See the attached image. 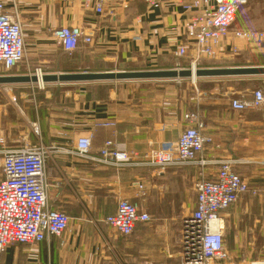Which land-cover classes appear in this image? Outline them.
Wrapping results in <instances>:
<instances>
[{
  "label": "crops",
  "instance_id": "obj_1",
  "mask_svg": "<svg viewBox=\"0 0 264 264\" xmlns=\"http://www.w3.org/2000/svg\"><path fill=\"white\" fill-rule=\"evenodd\" d=\"M183 1L187 0H163L155 9L145 0H107L105 12L97 15L83 0H5L8 9L16 3L21 12L27 57L26 63L3 73L29 75L37 66L45 74L172 68L173 53L185 42L180 27L173 29L186 16ZM66 25L80 26L93 42L83 43L73 53L64 52L53 33ZM252 52L243 45L236 55L240 58ZM232 58L228 52L220 53L210 66L264 65L228 64ZM149 82H50L34 90L28 83L0 84V137L5 140L0 149L3 145L21 146L23 139L56 146L46 159L50 203L71 216L70 233L37 244H10L0 254V264H181L180 221L195 205L199 168H118L73 153L77 138L85 135L92 137V155H100L107 139L140 153L153 142L176 139L191 103L183 107L181 90H173L174 101L167 104L165 93L160 95ZM236 93L232 92L234 97ZM201 95L194 94L191 99L197 105L209 99L208 104H200L201 110H195L204 116L206 132L212 137L205 157L213 162L241 159L238 172L253 188L264 191V111H235L229 97L226 104L211 102L223 101L224 94ZM109 120L115 121L114 127L101 125ZM217 168V164L210 165L207 176L214 177ZM138 181L145 184L146 196L140 195ZM189 191L195 192L192 198ZM120 198L138 202L153 217V223H138L132 235L120 236L104 221L115 213ZM247 199L244 194L223 214L225 236H234L235 247L230 249L236 256L250 243L246 235L262 231L256 232L258 220L253 217L257 216L254 207L264 208V196Z\"/></svg>",
  "mask_w": 264,
  "mask_h": 264
},
{
  "label": "built area",
  "instance_id": "obj_2",
  "mask_svg": "<svg viewBox=\"0 0 264 264\" xmlns=\"http://www.w3.org/2000/svg\"><path fill=\"white\" fill-rule=\"evenodd\" d=\"M107 0H83L84 6L99 15L105 12ZM151 8H160L163 0H145ZM250 0H187L181 3L186 16L177 24L184 34V44L174 51L177 60L188 58L187 63L177 62L176 69L196 70L203 59H217L228 52L238 54L242 46L247 49L264 48V29L242 28L236 19L240 10ZM57 44L64 52L73 53L83 44H91L93 38L77 25L59 26L54 30ZM141 37V36H139ZM138 37V38H139ZM27 44L21 12L16 3L8 9L5 0H0V70L10 71L26 63ZM1 74V73H0ZM36 75L38 81L32 89H43L45 72L37 66L29 75ZM3 75H5L3 73ZM39 75V76H38ZM41 77V78H40ZM42 79V80H41ZM233 110L264 111V89L256 88L250 94L230 99ZM114 120L101 125L115 126ZM183 127L176 139L153 142L143 152H134L126 144L104 141L100 155H92V137L77 138L74 155L114 167L149 166L165 169L171 165H193L199 168L194 184L196 202L191 211L180 221V263L181 264H238L235 254L226 241L224 212L232 208L244 194L257 195L260 190L253 188L238 172L236 166L241 159L223 158L213 162L205 157V150L212 143L206 132V121L200 112L185 110ZM39 133L38 123L32 124ZM4 139L1 138L0 142ZM52 149L41 142L32 144L28 140L16 148L3 145L0 149V254L10 244H37L51 237H64L71 232V216L50 203V178L46 159ZM217 164L214 177H208L206 170ZM139 193L146 196L145 184L137 182ZM153 217L143 210L138 202L120 198L116 211L104 221L116 229L120 236L133 234L138 223H148ZM264 264V262H262Z\"/></svg>",
  "mask_w": 264,
  "mask_h": 264
},
{
  "label": "rangeland",
  "instance_id": "obj_3",
  "mask_svg": "<svg viewBox=\"0 0 264 264\" xmlns=\"http://www.w3.org/2000/svg\"><path fill=\"white\" fill-rule=\"evenodd\" d=\"M236 22H237V26H241L242 28L264 29V0H250L249 4L240 10ZM255 49L256 50H253L251 54L246 55L244 57L239 58L238 55L232 56L233 58L228 61V64L234 65L235 63H239V62H249V63L264 62V48L259 47ZM178 61L184 64L187 63L188 58L184 57L182 61L177 60V58H175L174 66L172 68L176 67ZM214 63H215L214 59H203L200 62L199 68L205 67L204 65L210 66L211 64ZM151 69H161V68L151 66L149 68L142 70H151ZM0 73L3 74L2 70H0ZM146 80L150 81L149 82L150 84H148L150 85L149 87L152 86L155 89H158L160 95L165 93L167 104L170 101H174L175 95L173 90H181V94H183L182 97L183 107H185V105H188V103H191V105L189 106L190 111H195L198 109L201 110L200 104L209 103V99H205V100L203 99L201 101L202 103L199 102L197 105V101L191 99V97H194V94L197 93H201L203 96L206 97H208L210 94L214 92H216L217 96H219V94H224L221 96L224 97L223 101H219V102L211 101L219 105L223 103L226 104L228 97L233 98L234 96L232 92L237 91L236 95L240 97L241 93L242 95L250 94L256 88L264 89V76H252V77H246L244 79H240L237 77L235 79H229V78L212 79V78L201 77L197 79V81L191 78H185L181 80L180 79H168V80L146 79ZM155 84H158V86H155ZM161 85H163V87ZM179 85L180 88L177 87ZM1 138L4 139L3 136L0 137V140ZM25 140L26 139H23V141ZM1 143H3V141H1ZM159 168L161 167L159 166ZM1 171H2V167L0 163V172ZM194 195H195L194 191H189L188 196L190 198H192ZM247 195L249 200H255V198L256 197L258 198L260 195L264 196V191L260 190V192L253 197L249 194ZM254 209L255 212L257 213V216L253 217V221L258 220V222L256 223L258 225V229L256 232H259L260 228L262 229V231L256 235H246L249 238L250 243L244 246V248H241V252H239L238 256H235L238 264H262V262H264V208L254 207ZM191 210L192 207L186 211V214H188V212ZM181 214L182 213H180V215ZM148 223L147 225H150L153 223V221H150ZM226 238L229 247L234 248L235 247L234 236H227Z\"/></svg>",
  "mask_w": 264,
  "mask_h": 264
},
{
  "label": "water",
  "instance_id": "obj_4",
  "mask_svg": "<svg viewBox=\"0 0 264 264\" xmlns=\"http://www.w3.org/2000/svg\"><path fill=\"white\" fill-rule=\"evenodd\" d=\"M235 78V77H252L264 76V65L251 66H218V67H201L196 70L189 68L176 69H151V70H117V71H100V72H67V73H50L43 75L45 83L58 82H101L117 80H134V79H185L193 78ZM38 81L36 75H1L0 84H33Z\"/></svg>",
  "mask_w": 264,
  "mask_h": 264
},
{
  "label": "bare ground",
  "instance_id": "obj_5",
  "mask_svg": "<svg viewBox=\"0 0 264 264\" xmlns=\"http://www.w3.org/2000/svg\"><path fill=\"white\" fill-rule=\"evenodd\" d=\"M39 76V75H38ZM41 78V77H40ZM191 79H193V80H195V81H197L196 79H195V77L193 76V78H191ZM42 80V79H41Z\"/></svg>",
  "mask_w": 264,
  "mask_h": 264
}]
</instances>
